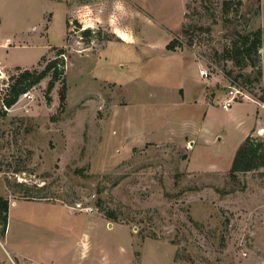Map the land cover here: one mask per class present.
<instances>
[{
  "label": "rangeland",
  "instance_id": "obj_1",
  "mask_svg": "<svg viewBox=\"0 0 264 264\" xmlns=\"http://www.w3.org/2000/svg\"><path fill=\"white\" fill-rule=\"evenodd\" d=\"M53 61L0 100V264H264V0H0V99Z\"/></svg>",
  "mask_w": 264,
  "mask_h": 264
},
{
  "label": "trees",
  "instance_id": "obj_2",
  "mask_svg": "<svg viewBox=\"0 0 264 264\" xmlns=\"http://www.w3.org/2000/svg\"><path fill=\"white\" fill-rule=\"evenodd\" d=\"M239 3V2H238ZM228 1H224L223 5H228ZM261 35L262 32L260 29L249 32L245 35H239L238 41L233 43L234 54L230 55L231 59L235 60L236 65H240L241 61L249 59L250 53H255L258 51L261 45ZM167 49L170 47L167 45ZM62 54V53H60ZM58 61V60H56ZM62 63V62H61ZM56 62H49L46 67L37 72L36 69H21L19 67H15L16 74L9 77V80L12 81L7 90V95L0 99L3 107H10L18 100V98L29 91V89L36 84H38L53 68L54 73L52 74V78L56 79L62 74L61 69H57L55 67ZM253 67V65H252ZM261 77L260 71L256 72L257 81ZM233 83L235 80H232ZM53 86V81H51L48 85V90ZM61 99H63V94L61 93ZM262 146L260 144H253L250 142L247 137L242 145L238 147L235 152L234 158L232 160V164L230 167V173L235 174L238 172H246L253 170L262 164ZM7 212H8V202L0 198V230L3 233L4 228L7 224Z\"/></svg>",
  "mask_w": 264,
  "mask_h": 264
},
{
  "label": "built area",
  "instance_id": "obj_3",
  "mask_svg": "<svg viewBox=\"0 0 264 264\" xmlns=\"http://www.w3.org/2000/svg\"><path fill=\"white\" fill-rule=\"evenodd\" d=\"M209 66L211 65L209 64ZM212 68L213 67H208V65L206 64L201 66L197 71L198 77L204 80L208 79L211 75ZM3 78H4V74L0 71V79ZM20 97L26 100H30L32 96L30 95V92L27 91L24 94H22ZM242 99L252 100L250 94L244 88L236 89L235 87H230V89L227 92V97L223 100L221 106L224 110H229L234 102L240 101Z\"/></svg>",
  "mask_w": 264,
  "mask_h": 264
},
{
  "label": "crops",
  "instance_id": "obj_4",
  "mask_svg": "<svg viewBox=\"0 0 264 264\" xmlns=\"http://www.w3.org/2000/svg\"><path fill=\"white\" fill-rule=\"evenodd\" d=\"M33 67H34V66H33ZM33 67H32V68H33ZM19 68H21V67H19ZM21 69H25V68H21ZM4 70H5V69L2 68V65H0V71H2V73H3ZM262 77H263V81H264V70H263ZM13 204L15 205V202H14ZM0 246H2V244H0ZM3 249H4V248H3ZM6 253H8V252L6 251ZM10 260L12 261L11 258H10ZM0 263H5V261H2V258H0Z\"/></svg>",
  "mask_w": 264,
  "mask_h": 264
}]
</instances>
